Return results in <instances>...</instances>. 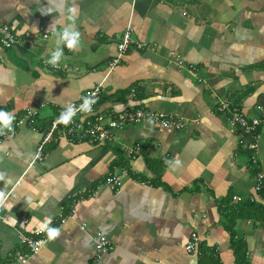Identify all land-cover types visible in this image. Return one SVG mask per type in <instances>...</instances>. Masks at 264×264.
<instances>
[{
    "label": "crops",
    "instance_id": "0c3cea01",
    "mask_svg": "<svg viewBox=\"0 0 264 264\" xmlns=\"http://www.w3.org/2000/svg\"><path fill=\"white\" fill-rule=\"evenodd\" d=\"M74 3L83 48L65 47L64 68L54 69L46 61L59 13H47L48 0H0V23L18 38L0 59V110L15 117L14 131L0 135V264L23 250L19 233L45 224L60 235L25 264H264L262 215H238L247 202L264 209V0ZM129 23L148 47L110 69ZM98 83V112L142 108L185 125L126 123L100 145L58 130L34 160L64 106ZM234 112L260 120L253 148V133L231 124ZM110 173L121 178L116 189L105 184ZM73 199L75 213L60 224ZM97 233L107 245L99 256Z\"/></svg>",
    "mask_w": 264,
    "mask_h": 264
},
{
    "label": "built area",
    "instance_id": "2783aa9c",
    "mask_svg": "<svg viewBox=\"0 0 264 264\" xmlns=\"http://www.w3.org/2000/svg\"><path fill=\"white\" fill-rule=\"evenodd\" d=\"M133 2L135 0H132ZM133 28L130 23L124 29L119 42L117 43L116 55L109 61V68L112 69L118 63L121 62L124 54L130 49L142 50L148 47L145 42H138L132 37ZM17 36L5 22L0 23V59L4 55V51L8 48L14 47L17 43ZM176 63L179 65L182 64V60H179V57L175 58ZM52 66V65H51ZM53 67V66H52ZM64 66L59 64V67H53L58 69ZM102 91V83H98L90 88L85 89L83 94L76 100L69 102L61 112L70 104H74L79 107L85 97L94 98L95 101L99 98ZM95 103L92 105V114H86L84 112H77L76 115L72 118V122L64 125L63 123H57V115L53 121L49 131L43 136L40 143L36 147L34 160L42 158L43 146L46 142L54 140L53 134L55 131L60 130L66 137L70 140H84L88 139L90 142L95 144H105L112 140L113 131L122 128L126 123H138L142 120H148L151 116L155 121L162 127H171L174 129H182L184 123L179 116L172 115L170 113L161 112V111H152L146 109H125L117 113L107 114L96 111ZM224 106H222L223 108ZM231 124L235 127H239L244 130L246 133L252 134L254 141L249 142L248 147L253 148L255 146L256 139V130L260 124L258 118L248 119L245 115L234 112L232 114ZM138 149V147L136 146ZM129 154H132V150H128ZM105 184H107L111 189H116L117 186L121 184V178L116 173H110L105 178ZM259 184V185H258ZM256 189H261L260 182L257 183ZM77 194H74L76 197ZM235 200H239L238 196H233ZM69 207L68 213H59L57 219L60 224L64 223L67 218L72 216L75 213V199ZM51 228H56L52 226ZM48 239V233L45 229H34L28 233H19L18 234V243L23 248V250H18L12 255L10 264H25L29 256L35 253L39 247L46 242ZM198 237L193 232L190 236V240L186 245L188 252H193L197 249ZM95 249L99 255H102L107 252L106 237L100 233H97L95 237Z\"/></svg>",
    "mask_w": 264,
    "mask_h": 264
},
{
    "label": "clouds",
    "instance_id": "9594fccd",
    "mask_svg": "<svg viewBox=\"0 0 264 264\" xmlns=\"http://www.w3.org/2000/svg\"><path fill=\"white\" fill-rule=\"evenodd\" d=\"M49 7L47 8V13L51 14L52 10L59 13V18H54L53 23L50 25L52 35L55 37V47L49 51V59L46 61L53 67H59L62 59H65L64 48L66 47L69 51L74 52L81 50L83 48V42L81 38V33L77 27L78 19V8L73 3L69 6L68 0H62V3L57 5H52L51 0H48ZM63 22L62 29H57V25ZM94 98L85 97L83 103L77 107L74 104L68 105L58 117L57 123H63L67 125L72 122V118L77 112H84L86 114H92V105L95 103ZM15 117L12 113L0 110V135H5L7 133H12L13 122ZM147 123L153 125L155 123L154 119L150 116ZM179 164V161H176ZM4 174L0 173V180H3ZM5 202L4 193L0 191V207H3ZM28 202L31 203V197L28 198ZM45 228L48 233L49 240H55L60 235V230L57 228L48 227L45 224Z\"/></svg>",
    "mask_w": 264,
    "mask_h": 264
},
{
    "label": "trees",
    "instance_id": "16d2710c",
    "mask_svg": "<svg viewBox=\"0 0 264 264\" xmlns=\"http://www.w3.org/2000/svg\"><path fill=\"white\" fill-rule=\"evenodd\" d=\"M247 208V209H245ZM250 210V211H248ZM242 211L245 212H250L252 215H262L261 217H259L260 222L262 223L264 221V209L262 208V206L256 205L255 203H243L241 208L239 209L238 215L241 214ZM260 213V214H259ZM22 250V249H21ZM242 258V257H240Z\"/></svg>",
    "mask_w": 264,
    "mask_h": 264
},
{
    "label": "rangeland",
    "instance_id": "374dc122",
    "mask_svg": "<svg viewBox=\"0 0 264 264\" xmlns=\"http://www.w3.org/2000/svg\"><path fill=\"white\" fill-rule=\"evenodd\" d=\"M61 65V64H60ZM49 67V66H48Z\"/></svg>",
    "mask_w": 264,
    "mask_h": 264
}]
</instances>
